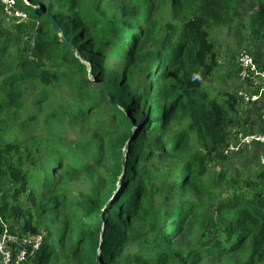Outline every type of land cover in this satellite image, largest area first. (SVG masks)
Instances as JSON below:
<instances>
[{
	"label": "trees",
	"instance_id": "1",
	"mask_svg": "<svg viewBox=\"0 0 264 264\" xmlns=\"http://www.w3.org/2000/svg\"><path fill=\"white\" fill-rule=\"evenodd\" d=\"M256 1L238 52L259 61ZM28 2L42 7L15 0L21 21L0 2V232L43 238L20 264H264V168L208 171L228 157L238 104L203 89L210 35L235 22L237 0ZM63 86L47 131L24 136ZM74 179L89 192L71 201Z\"/></svg>",
	"mask_w": 264,
	"mask_h": 264
},
{
	"label": "rangeland",
	"instance_id": "2",
	"mask_svg": "<svg viewBox=\"0 0 264 264\" xmlns=\"http://www.w3.org/2000/svg\"><path fill=\"white\" fill-rule=\"evenodd\" d=\"M23 1L25 4L27 3L26 0ZM240 4L243 5V10ZM250 4H251L250 0H237L234 16L236 18V21L239 22V26H236L234 22L230 26L214 27L211 30L210 37H211V41L212 42L214 41L215 43L217 65L214 68L211 76L203 85V89L206 90L211 97H215L213 95H220L221 92L234 91V87H235L234 82L236 81V79L239 78L235 73V71H228L224 64L229 60H231L234 55H236V51H239L242 45L245 46L244 41L241 42L240 44L234 43L240 37V35H243V37H245L246 39L248 38V35H250L249 33L250 26L249 23L247 22V17H246L247 10L250 8L249 7ZM65 91L66 88L64 86L60 87L57 90L56 97H49L44 102L40 112L38 113L39 118L31 120L30 125H28L26 130L23 132L24 136H40L41 133L47 131L46 128V122L48 119L47 115L48 113L50 114V111L54 110L58 106V100L59 103L63 102L62 98H58L57 100V96H60V93L63 94ZM30 109L31 111H33V108L31 106ZM31 111H28L29 114L33 113ZM51 126L61 130L63 132L62 136L67 139L75 138L78 135L76 133L78 128L75 126V123L69 125L66 122H62L55 119L53 120V124H51ZM237 164L238 163H236V159H228L224 162L223 165L219 164V162L216 165L213 166L210 165L209 166L210 169L208 171L218 170L220 166H222V169L225 167L228 169L227 170L228 176L229 173L238 174L239 172L236 170ZM88 192H89L88 182L83 181L82 179H74L70 183L68 198L71 201H74L76 199L81 198V193L85 194Z\"/></svg>",
	"mask_w": 264,
	"mask_h": 264
},
{
	"label": "built area",
	"instance_id": "3",
	"mask_svg": "<svg viewBox=\"0 0 264 264\" xmlns=\"http://www.w3.org/2000/svg\"><path fill=\"white\" fill-rule=\"evenodd\" d=\"M2 11L9 16L21 21L27 17L24 10L16 7L15 0H0ZM237 76L240 80L251 84L256 93L239 91L238 99L245 102L256 101L264 94V60L256 61L255 57L248 50H241L237 55ZM263 132L246 133L237 129L235 140L229 142L223 148L224 154L239 150L253 142H264V112L261 115ZM259 163L264 168V151L259 156ZM262 197L264 198V178L262 185ZM41 234H21L19 231H11L6 223H2L0 232V264H20L27 256L39 249L42 243Z\"/></svg>",
	"mask_w": 264,
	"mask_h": 264
},
{
	"label": "crops",
	"instance_id": "4",
	"mask_svg": "<svg viewBox=\"0 0 264 264\" xmlns=\"http://www.w3.org/2000/svg\"><path fill=\"white\" fill-rule=\"evenodd\" d=\"M250 2H251L249 6L250 8L247 10V14H246L248 23H249V16L260 7V4L257 3L256 0H250ZM240 5L242 6V10H243V5L242 4ZM235 25L239 26V22L236 21V18H235ZM243 41L245 42L246 38L243 37V35H240V37L234 43L240 44ZM257 43L258 44L255 43L252 44L251 47L257 53L258 57L256 58H258V60L262 62L264 60V33ZM238 53L239 52L236 51V55H234L231 60H229L224 64L228 71H235L236 74H237V66H238L237 63ZM234 84H235L234 91L231 92L233 94H237L239 91H245L248 93L257 92L256 89L251 84L246 83L240 79H236ZM236 110H237L236 114L234 115L236 128L231 127L228 129V132H230L229 138L230 137L232 138V135L234 136V139L232 138V141L235 140V129H240L246 133L263 132L261 115L264 112V94L261 95L256 101H252V102H245L241 99H238ZM263 151H264V142L262 143L253 142L252 144H249L247 146L240 147L239 150L237 151L226 154L228 155L226 160L236 159V163H238L236 170L239 173L235 174L232 172L233 175L243 174L246 175V177L249 179L256 178L258 171H261V169H263L262 165L259 163V156ZM257 181L259 182V178L257 179Z\"/></svg>",
	"mask_w": 264,
	"mask_h": 264
},
{
	"label": "water",
	"instance_id": "5",
	"mask_svg": "<svg viewBox=\"0 0 264 264\" xmlns=\"http://www.w3.org/2000/svg\"><path fill=\"white\" fill-rule=\"evenodd\" d=\"M27 1V3H26V5L28 6V8L30 9V10H32V11H35V10H37L38 8H40V7H42V5H36V6H33V5H31V4H29V2H28V0H26ZM52 26H53V28H54V30L55 31H57L58 30V24H57V22L55 21V20H52ZM63 42H65L66 44H68L67 43V41H65L64 39H61ZM127 145H128V141L126 142V144H125V147H124V153H125V150H126V148H127ZM122 165H123V168H124V166H125V154H123V156H122Z\"/></svg>",
	"mask_w": 264,
	"mask_h": 264
}]
</instances>
